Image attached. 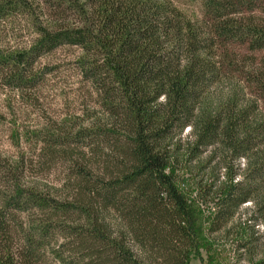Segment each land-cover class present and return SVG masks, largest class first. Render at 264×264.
Instances as JSON below:
<instances>
[{
    "label": "trees",
    "instance_id": "trees-1",
    "mask_svg": "<svg viewBox=\"0 0 264 264\" xmlns=\"http://www.w3.org/2000/svg\"><path fill=\"white\" fill-rule=\"evenodd\" d=\"M235 2L208 0V27L164 0H0V22L21 14L33 31L0 51L1 79L31 86L39 58L74 45L101 113L59 139L94 155H80L72 200L24 185L0 159V264H48L52 244L54 264H189L243 203L264 218V118L205 97L218 50L264 48V21L225 16Z\"/></svg>",
    "mask_w": 264,
    "mask_h": 264
},
{
    "label": "rangeland",
    "instance_id": "rangeland-1",
    "mask_svg": "<svg viewBox=\"0 0 264 264\" xmlns=\"http://www.w3.org/2000/svg\"><path fill=\"white\" fill-rule=\"evenodd\" d=\"M164 1L201 25L215 23V15L206 5L208 0ZM235 3L224 9L226 17L241 22L264 21V2ZM9 19L0 22V51L25 46L33 37L24 15ZM79 54L78 47L62 45L43 55L34 64L37 76L31 86H17L0 77V159L22 168L20 180L24 185L68 200L74 198V169L83 164L81 153L90 160L94 155L85 146L59 139L101 115L92 88L81 77L76 61ZM217 54L219 75L206 89V102L224 104L233 100L238 107L250 109L255 120H262L264 48H251L247 40H233ZM211 205L202 206L205 214ZM251 211V203L245 202L220 228L207 231L210 250H199L189 264H255L264 258V218L255 221ZM105 215L112 225L114 214L109 211ZM21 218L27 216L22 214ZM53 245L46 248L48 264H54L49 250Z\"/></svg>",
    "mask_w": 264,
    "mask_h": 264
}]
</instances>
